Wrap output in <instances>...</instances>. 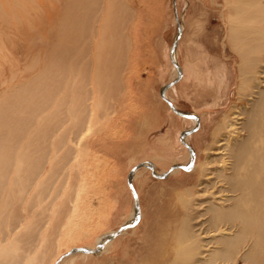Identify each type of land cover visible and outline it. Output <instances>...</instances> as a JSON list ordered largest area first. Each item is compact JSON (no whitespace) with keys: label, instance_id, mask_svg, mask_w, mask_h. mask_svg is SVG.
Listing matches in <instances>:
<instances>
[{"label":"rangeland","instance_id":"obj_1","mask_svg":"<svg viewBox=\"0 0 264 264\" xmlns=\"http://www.w3.org/2000/svg\"><path fill=\"white\" fill-rule=\"evenodd\" d=\"M122 1L131 16L122 30V90L109 99V108L91 107L89 123L78 131L73 145L79 152L67 176L76 184L75 198L51 264L79 253L75 248L93 251L80 252L84 258L100 254L99 264H170L179 257L184 225L205 219H195L202 213L195 204L212 197L196 186L194 165L205 158L216 126L237 101L240 56L231 37L235 13L226 0ZM73 2L40 0L47 12L24 15L18 31L5 28L0 100L35 81L52 62L51 54L81 45L72 27L78 13H70ZM97 3L93 29L81 39L85 55L82 51L77 59L88 64V88L97 67L95 46L106 0ZM112 51L110 46V56ZM247 98L241 101L245 107L251 101ZM74 134L75 128L69 130V138ZM189 162L187 169L180 168ZM236 264L246 262L239 255Z\"/></svg>","mask_w":264,"mask_h":264},{"label":"bare ground","instance_id":"obj_2","mask_svg":"<svg viewBox=\"0 0 264 264\" xmlns=\"http://www.w3.org/2000/svg\"><path fill=\"white\" fill-rule=\"evenodd\" d=\"M226 3L235 13L231 37L240 56L237 101L216 126L205 158L194 165L196 186L212 197L195 204L202 208L195 219H205L184 225L179 257L170 264H236L239 255L246 264H264V4ZM73 4L71 15L78 13L72 27L82 45L98 3L83 0V10L82 0ZM48 10L40 0H0V57L7 26L18 31L24 15ZM103 11L91 88L84 79L88 64L77 60L85 55L83 44L51 54L35 81L0 100V264H51L57 254L53 247L75 198L76 184L67 176L79 152L73 145L78 131L89 123L91 107L109 108V99L122 90V30L131 16L122 0H106ZM1 79L0 72V85ZM244 97L249 107L241 103ZM71 261L69 253L59 264Z\"/></svg>","mask_w":264,"mask_h":264},{"label":"crops","instance_id":"obj_3","mask_svg":"<svg viewBox=\"0 0 264 264\" xmlns=\"http://www.w3.org/2000/svg\"><path fill=\"white\" fill-rule=\"evenodd\" d=\"M178 112V111H177ZM181 115L182 114H185V116H188V117H195L194 115H190V114H187V113H181L179 112ZM182 133L179 132V139L180 141L183 140V137H182ZM82 254L79 253H74V254H71V260H72V264H99V261L97 259V256L100 255V254H91L92 255V259L90 258H84L81 256Z\"/></svg>","mask_w":264,"mask_h":264},{"label":"water","instance_id":"obj_4","mask_svg":"<svg viewBox=\"0 0 264 264\" xmlns=\"http://www.w3.org/2000/svg\"><path fill=\"white\" fill-rule=\"evenodd\" d=\"M180 114V113H179ZM190 165V162L189 163H186V164H182L180 165V168L182 169H187ZM74 251H79V252H83V253H90V252H93L91 250H87V249H83V248H75L73 249Z\"/></svg>","mask_w":264,"mask_h":264}]
</instances>
